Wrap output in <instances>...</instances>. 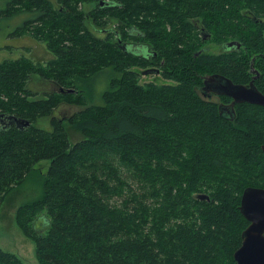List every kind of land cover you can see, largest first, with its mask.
Instances as JSON below:
<instances>
[{
    "label": "trees",
    "instance_id": "1",
    "mask_svg": "<svg viewBox=\"0 0 264 264\" xmlns=\"http://www.w3.org/2000/svg\"><path fill=\"white\" fill-rule=\"evenodd\" d=\"M1 19L52 55L0 61V114L30 121L0 122V206L50 160L40 196L14 212L37 263L234 264L241 194L264 188V107L236 103L227 119L195 88L210 73L245 84L256 55L264 91V0H0ZM199 19L248 53L199 52ZM153 65L164 82L141 83ZM34 74L52 87L40 98ZM61 103L83 108L60 118ZM45 116L50 129L33 124ZM0 264L23 262L0 248Z\"/></svg>",
    "mask_w": 264,
    "mask_h": 264
},
{
    "label": "rangeland",
    "instance_id": "2",
    "mask_svg": "<svg viewBox=\"0 0 264 264\" xmlns=\"http://www.w3.org/2000/svg\"><path fill=\"white\" fill-rule=\"evenodd\" d=\"M93 3H83L81 8L84 11H88L93 7ZM17 20L10 21L1 19L0 20V61L3 59H14L20 56H25L30 58L32 61H42L49 59L52 55L47 50H45V44L41 43L35 38L31 37H13L9 33L13 26L17 25ZM13 25V26H12ZM93 33L97 36L104 37L106 33H97L91 28ZM8 36H7V35ZM139 48V47H138ZM136 52V51H133ZM107 71V70H103ZM140 82L146 83L149 81L154 82H164L161 76L148 73L139 74ZM107 83V75H103V78L96 79L95 87L97 90H102ZM27 89L33 93H37L31 98H40L44 96V92H48L52 87L43 82L42 78L38 74H34L28 80ZM95 93V98L93 103H100V99ZM99 99V100H98ZM82 106L61 103L57 109H55L54 114L60 118H67L72 113L82 109ZM35 126L50 129L51 123L49 117L38 118L34 123ZM50 164L49 159H42L37 162L34 167L36 168L25 181L13 188L5 197V200L0 206V248L4 251L16 254L23 262V264H38L35 258V246L34 242L25 236L22 231L18 228L14 221V212L17 207L21 204L34 200L41 194V174H45L48 166ZM45 216L44 213L40 214ZM39 215V216H40ZM39 217L37 225L34 227L37 231L43 232L47 222L43 217Z\"/></svg>",
    "mask_w": 264,
    "mask_h": 264
},
{
    "label": "water",
    "instance_id": "3",
    "mask_svg": "<svg viewBox=\"0 0 264 264\" xmlns=\"http://www.w3.org/2000/svg\"><path fill=\"white\" fill-rule=\"evenodd\" d=\"M152 69L144 70L143 74L152 73ZM213 78L218 77L213 75ZM219 82L225 80L227 85L225 94L230 96L232 106L236 102H247L264 106V95L257 91L252 83L250 87L234 84L230 79L219 76ZM0 122L15 124L17 127H26L30 124L27 119L18 118L12 114H0ZM264 152V145L261 146ZM199 198L208 199L200 194ZM239 210L248 225L241 232V244L233 253L234 264H264V188L247 187L240 197Z\"/></svg>",
    "mask_w": 264,
    "mask_h": 264
},
{
    "label": "flooded vegetation",
    "instance_id": "4",
    "mask_svg": "<svg viewBox=\"0 0 264 264\" xmlns=\"http://www.w3.org/2000/svg\"><path fill=\"white\" fill-rule=\"evenodd\" d=\"M195 22H196V25L199 29V36H200V48L198 50L199 52L219 54V53H230L231 51H234V52L235 51L236 52L244 51V53H248L247 50L245 49L246 46L242 45V42L237 41L233 38H230V39H227V40L221 41V42L216 41L212 37L211 33L206 29L205 25L201 22V19L196 20ZM262 34L264 35L263 32H262ZM132 46L133 45H131L130 50L134 51ZM146 51L144 54L150 55L149 53H146ZM140 52L142 54V51H140ZM153 55L155 56V53ZM259 58L264 59V52H262V54H260ZM256 59H257L256 55H252V57L250 58V61L248 63V68H247V73H248L247 82H245V84H241V85H245L247 87H250L249 83H252L254 85L255 89L264 95V91H262L259 88V86L256 85V81L261 76V69H263L262 66L257 62ZM152 62L155 63L156 61L153 59ZM150 69L153 70L152 73L160 76L161 68H159L156 65H153V66H151ZM210 74H212V75H210ZM210 74H204L201 76L202 77L201 85H198L195 88V91H196L197 95L202 100L216 104L218 113L223 115L225 118L231 119L230 115L233 114V108L235 107V105H237L236 103H246L252 107L253 106L264 107L262 105H255V104H250L247 102H236L232 106L233 99L230 96H228L227 94H225L226 89L223 87V85H227L225 83V80H223L222 82H219L218 78L220 75L213 74V73H210ZM213 75H217L218 77L213 78L212 77ZM235 84H237V83H235ZM262 152H263V150H262ZM263 154H264V152H263Z\"/></svg>",
    "mask_w": 264,
    "mask_h": 264
},
{
    "label": "bare ground",
    "instance_id": "5",
    "mask_svg": "<svg viewBox=\"0 0 264 264\" xmlns=\"http://www.w3.org/2000/svg\"><path fill=\"white\" fill-rule=\"evenodd\" d=\"M264 145V144H263Z\"/></svg>",
    "mask_w": 264,
    "mask_h": 264
}]
</instances>
